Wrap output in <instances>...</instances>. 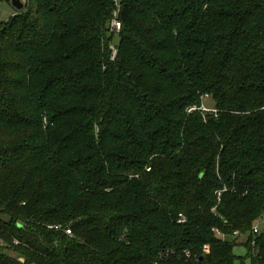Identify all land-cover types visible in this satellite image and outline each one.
I'll return each mask as SVG.
<instances>
[{
	"label": "trees",
	"instance_id": "obj_1",
	"mask_svg": "<svg viewBox=\"0 0 264 264\" xmlns=\"http://www.w3.org/2000/svg\"><path fill=\"white\" fill-rule=\"evenodd\" d=\"M114 8L0 24V264H264V0Z\"/></svg>",
	"mask_w": 264,
	"mask_h": 264
},
{
	"label": "built area",
	"instance_id": "obj_2",
	"mask_svg": "<svg viewBox=\"0 0 264 264\" xmlns=\"http://www.w3.org/2000/svg\"><path fill=\"white\" fill-rule=\"evenodd\" d=\"M114 4H115V8L113 10V17L111 19L110 22V29L112 31H118L120 28V22L117 19V11L119 8V0H114ZM115 51H113V55H114ZM202 110H213L216 111L215 108H208L205 107L204 105H201L199 107ZM222 189L217 190L216 193L218 195V198L220 196ZM212 210L214 211L215 208L213 207ZM186 219L185 217L179 213V217L177 219L178 222H184ZM59 227V225H49V227ZM67 233H71L69 228L65 229ZM214 232L217 233L216 235L220 236L222 238V240L224 241L225 239H227V235H224V233L218 229L217 227H215ZM242 232L239 229H234L232 231V235L236 236L238 238H240V243L243 246H250L251 251L253 253V255H257L258 258H262L263 254H262V250L264 248V210L261 212V214L253 221V223L251 224L250 227V235L251 237L245 238L243 234H241ZM209 250V246L207 244L203 245V251H208ZM184 253H186L187 255L189 254L188 251H184Z\"/></svg>",
	"mask_w": 264,
	"mask_h": 264
},
{
	"label": "rangeland",
	"instance_id": "obj_3",
	"mask_svg": "<svg viewBox=\"0 0 264 264\" xmlns=\"http://www.w3.org/2000/svg\"><path fill=\"white\" fill-rule=\"evenodd\" d=\"M21 2H23L24 4L25 0H21ZM17 10L18 9L12 4L11 0H0V24L5 22L11 15L17 12ZM112 50L115 51L114 47H112ZM204 102L208 106L213 105V100L211 98H207ZM245 248L246 247L241 243H238L233 246V253L236 255H244V253L246 252ZM244 263L249 264L248 258H245ZM235 264H239V262Z\"/></svg>",
	"mask_w": 264,
	"mask_h": 264
},
{
	"label": "water",
	"instance_id": "obj_4",
	"mask_svg": "<svg viewBox=\"0 0 264 264\" xmlns=\"http://www.w3.org/2000/svg\"><path fill=\"white\" fill-rule=\"evenodd\" d=\"M11 2L17 9H21L23 7V2H21V0H11ZM19 259L23 261L22 257Z\"/></svg>",
	"mask_w": 264,
	"mask_h": 264
}]
</instances>
